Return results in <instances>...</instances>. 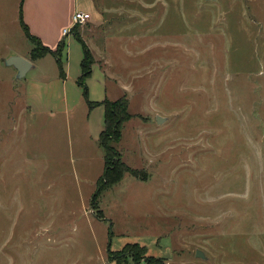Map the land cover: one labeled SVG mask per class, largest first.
<instances>
[{
    "label": "rangeland",
    "instance_id": "1",
    "mask_svg": "<svg viewBox=\"0 0 264 264\" xmlns=\"http://www.w3.org/2000/svg\"><path fill=\"white\" fill-rule=\"evenodd\" d=\"M26 1L0 0V264H134L128 243L165 264H264V0L38 1L91 13L68 36L127 102L116 150L136 173L93 204L105 159L85 97L34 113L25 88L57 75L53 55L23 78L6 65L36 47Z\"/></svg>",
    "mask_w": 264,
    "mask_h": 264
},
{
    "label": "crops",
    "instance_id": "2",
    "mask_svg": "<svg viewBox=\"0 0 264 264\" xmlns=\"http://www.w3.org/2000/svg\"><path fill=\"white\" fill-rule=\"evenodd\" d=\"M38 1L39 0H32L31 3L28 0L26 1L27 3L24 5L23 22H26L25 24L29 27L32 34L39 37L46 46L52 49H55L62 39L66 40V47L63 50L64 58L62 57V60L67 76L66 78L61 77L56 58L53 56L54 63L57 64L58 68L57 75H44L41 81H38L36 84L35 82L31 83L27 89L25 88V103L26 107L31 109L34 113H39L40 115L48 113L52 117H55L60 111L74 112V109L83 101L81 97L84 95L79 93V90L74 89L73 86V82L77 83V78L82 73L81 62L83 60V47L75 37L68 36L70 33L72 34L71 31L69 34H64L65 28H71V26L74 25L73 16L75 12L81 11L82 9L75 6V10L73 9L72 12H69L68 18L65 19L66 21H61L58 11L55 10L52 11V14H48L46 4L40 1V5ZM14 54H19L27 58V55L21 52H16L9 56ZM45 57L46 55L35 60L30 59L34 64L33 68H36L38 60L40 61ZM14 69L15 73H17V69L15 67ZM108 79H110V77L106 75L99 66L93 67V73L87 80L89 87H93L96 90V96L91 97V101L101 102L107 98L111 100L116 98V95L108 92ZM78 87L83 93V89L79 85ZM61 88H63L61 93L62 102L56 101V93ZM86 102V106H82V111L84 107L83 112L85 121L83 120L84 122L79 124H85L84 127L89 135L99 142L100 134L105 129V107L104 105L90 107L88 106L87 100ZM86 107H90L88 117L86 116Z\"/></svg>",
    "mask_w": 264,
    "mask_h": 264
},
{
    "label": "trees",
    "instance_id": "3",
    "mask_svg": "<svg viewBox=\"0 0 264 264\" xmlns=\"http://www.w3.org/2000/svg\"><path fill=\"white\" fill-rule=\"evenodd\" d=\"M21 22L26 34L36 44V47L32 51L31 58L35 60L47 54H52L56 58L61 77L66 78L67 75L62 60L63 50L66 47V40L62 39L57 48L52 49L46 46L39 37L30 32L29 27L23 22L22 18ZM76 36L77 40L82 43L84 52V57L81 62L82 73L77 78V84L83 89V95L90 107L97 105H104L105 107V129L101 132L99 137V144L104 150L105 170L98 180V189L92 198L93 204L97 203L102 191L120 182L126 172H133L135 174L136 171L134 172L122 161L120 154H118L116 150V145L121 140L123 123L130 117L127 111V102L124 98L115 101L105 99L101 102H93L88 98L89 88L87 80L92 74L93 60L85 42L81 40L78 34H76ZM147 252L148 249L146 246L140 245L139 243H128L119 254L130 257L134 264H138L144 259L149 261V263L165 264L163 259L148 255Z\"/></svg>",
    "mask_w": 264,
    "mask_h": 264
},
{
    "label": "water",
    "instance_id": "4",
    "mask_svg": "<svg viewBox=\"0 0 264 264\" xmlns=\"http://www.w3.org/2000/svg\"><path fill=\"white\" fill-rule=\"evenodd\" d=\"M6 65L13 66L17 69V78H23L27 74V72L34 66L33 62L30 59L19 54H14L7 58ZM162 118V116H158V120L160 123L162 122ZM196 256L205 258V254L201 250H197Z\"/></svg>",
    "mask_w": 264,
    "mask_h": 264
},
{
    "label": "built area",
    "instance_id": "5",
    "mask_svg": "<svg viewBox=\"0 0 264 264\" xmlns=\"http://www.w3.org/2000/svg\"><path fill=\"white\" fill-rule=\"evenodd\" d=\"M91 13L87 12V11H77L75 12L74 16H73V24H83L86 23L88 21H90L91 19ZM71 31V28H65L64 29V34H69Z\"/></svg>",
    "mask_w": 264,
    "mask_h": 264
}]
</instances>
